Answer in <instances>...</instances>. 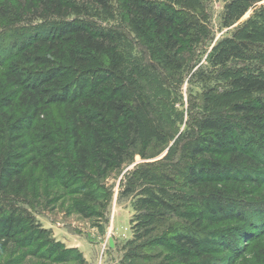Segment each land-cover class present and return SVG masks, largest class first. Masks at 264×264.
I'll return each mask as SVG.
<instances>
[{"label":"trees","instance_id":"16d2710c","mask_svg":"<svg viewBox=\"0 0 264 264\" xmlns=\"http://www.w3.org/2000/svg\"><path fill=\"white\" fill-rule=\"evenodd\" d=\"M261 1L223 0L219 29L232 27L196 67L214 37L210 0H0V244L46 238L24 207L36 184L81 186L86 211L99 206L95 190L110 175L164 150L182 120L172 92L194 65L204 87L191 95L185 142L136 168L153 185L136 199L144 231L133 225L139 241L128 260L159 247L169 253L154 264H231L241 255L253 230L264 233V194L242 197L264 180ZM114 14L116 24L98 22ZM228 221L239 232L210 231ZM219 245L222 258L213 256Z\"/></svg>","mask_w":264,"mask_h":264},{"label":"rangeland","instance_id":"374dc122","mask_svg":"<svg viewBox=\"0 0 264 264\" xmlns=\"http://www.w3.org/2000/svg\"><path fill=\"white\" fill-rule=\"evenodd\" d=\"M262 4H264V0L257 3L256 6ZM222 5L223 0H210L212 13L211 28L214 37L209 45L205 47L203 56L201 55L199 58L200 54H196L194 59H201L196 67L206 64L204 62L206 53L211 50L214 42L224 32L227 34V31L232 27L219 29ZM250 14L251 11H248L235 24L240 23ZM116 18L118 17L115 15L113 20L98 22L112 25L117 23L115 22L118 21ZM27 27L29 28L28 30L33 31L32 27L30 28L28 25ZM134 46L136 47L135 40L131 43V47L134 48ZM196 67L193 65V68L184 75L183 81L178 85L179 88L176 91L174 89L172 92H176L177 99L181 101L180 104L176 103V108L182 113V120L179 124L178 133L174 135L168 146L152 158L141 159L137 155L121 171L110 175L104 188L95 190V199H98L95 201L99 206H92L90 204V209L86 211L79 208L84 191H86L81 186H73L70 189H66L50 183L43 182L38 186L36 184L33 188L36 197H34V200L30 199V204L25 203L23 205L34 216L38 227L47 231L48 234L46 238L43 237L36 242L38 246L24 241L23 238L19 239L20 244L10 243L6 247L0 244V264H154L159 263L162 257L169 253L161 247L148 250L141 248L137 252L141 256H136L131 263L128 260L130 258L128 255L132 254L133 250L135 251L134 247L138 245L139 241L134 238L133 225L135 226V233L140 235L144 231L143 225L139 223L140 218L135 220V216L138 214L137 208L138 206L140 207V201L136 199L144 196L141 188H152L153 185L149 180H142L144 177L138 176L137 173L135 174V171L143 163L162 159L168 147L174 141H176L177 148H181V144L185 142V138H183V135H179V133L183 132L186 126L191 123L189 111L190 114H194L195 112V107L192 108L191 105L195 96L191 95L197 91L194 90L196 86L202 89L204 87V85L201 86L200 82L195 81L193 76H191ZM209 71L210 68L203 69L205 75ZM151 78L149 77L148 81L151 82L148 84H152L153 80ZM156 109L161 113L160 118L166 124L163 116L164 109H160L159 106H156ZM170 114L172 113H169V119H174V115L170 116ZM131 180L133 181V191L125 192V188ZM105 193L107 194V200L104 197L102 198V195ZM262 193L264 194V180L257 184V186H253V189L247 194L244 193L242 197L257 196V194ZM171 220L176 226L184 223L179 217H173ZM146 225V227H151L152 224L147 222ZM163 225H160L158 230L161 231ZM240 227L241 225L238 222L228 221L212 226L210 231H220L219 233H221L235 228L239 232L237 228ZM247 231L249 230L245 229L246 233ZM240 232H244V229ZM251 233H253L252 236H255V239L250 240L251 243L245 247L241 255L236 258L233 257L231 264H264V260L262 262L259 261V258H263L264 255L260 253V256H257L260 249L264 247V233L257 230H253ZM149 235L141 238V241L145 240ZM244 244L246 243L241 240L235 245L238 248H242ZM220 249L219 245V249L213 253L214 257L222 258L226 256L227 252ZM146 256L149 258H145Z\"/></svg>","mask_w":264,"mask_h":264},{"label":"water","instance_id":"95a60500","mask_svg":"<svg viewBox=\"0 0 264 264\" xmlns=\"http://www.w3.org/2000/svg\"><path fill=\"white\" fill-rule=\"evenodd\" d=\"M110 243H111V241H110Z\"/></svg>","mask_w":264,"mask_h":264}]
</instances>
